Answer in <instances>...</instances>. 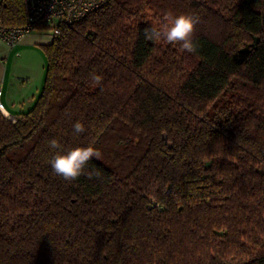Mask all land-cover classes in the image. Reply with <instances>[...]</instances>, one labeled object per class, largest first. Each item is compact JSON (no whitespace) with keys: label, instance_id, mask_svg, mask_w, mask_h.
<instances>
[{"label":"trees","instance_id":"obj_1","mask_svg":"<svg viewBox=\"0 0 264 264\" xmlns=\"http://www.w3.org/2000/svg\"><path fill=\"white\" fill-rule=\"evenodd\" d=\"M168 12L199 17L194 53L145 39ZM43 50L32 108L0 111V264H264V0H107Z\"/></svg>","mask_w":264,"mask_h":264},{"label":"crops","instance_id":"obj_2","mask_svg":"<svg viewBox=\"0 0 264 264\" xmlns=\"http://www.w3.org/2000/svg\"><path fill=\"white\" fill-rule=\"evenodd\" d=\"M51 43L52 37L46 30L31 32L12 48L0 41V111L7 119L15 121L34 105L45 75L43 48Z\"/></svg>","mask_w":264,"mask_h":264},{"label":"clouds","instance_id":"obj_3","mask_svg":"<svg viewBox=\"0 0 264 264\" xmlns=\"http://www.w3.org/2000/svg\"><path fill=\"white\" fill-rule=\"evenodd\" d=\"M199 23V17L193 14L181 13L174 15L168 12L164 15L158 27L145 31V39L166 44H176L179 45L181 51L194 53L196 45L193 37ZM91 80L95 85H99L102 81V76L92 74ZM72 130L75 135H80L86 131V128L78 120L72 125ZM49 147L56 150L60 149L61 145L58 140L52 139L49 141ZM93 158H101V152L95 147V141L87 146L71 148L66 152L55 151L49 163L57 176L71 182L86 174L87 166Z\"/></svg>","mask_w":264,"mask_h":264},{"label":"built area","instance_id":"obj_4","mask_svg":"<svg viewBox=\"0 0 264 264\" xmlns=\"http://www.w3.org/2000/svg\"><path fill=\"white\" fill-rule=\"evenodd\" d=\"M20 1L23 10V23L19 26H7L1 17V8L6 0H0V41L9 48L14 47L24 36L35 30L49 31L53 40L58 36L61 26H71L78 23L107 4V0ZM1 95L0 89V99Z\"/></svg>","mask_w":264,"mask_h":264},{"label":"rangeland","instance_id":"obj_5","mask_svg":"<svg viewBox=\"0 0 264 264\" xmlns=\"http://www.w3.org/2000/svg\"><path fill=\"white\" fill-rule=\"evenodd\" d=\"M10 121H11V120H10ZM259 172L262 173V174H264V166H261V167L259 168Z\"/></svg>","mask_w":264,"mask_h":264},{"label":"water","instance_id":"obj_6","mask_svg":"<svg viewBox=\"0 0 264 264\" xmlns=\"http://www.w3.org/2000/svg\"><path fill=\"white\" fill-rule=\"evenodd\" d=\"M163 138H164V140L166 141V136H165V135L163 136ZM169 147H171V145H169Z\"/></svg>","mask_w":264,"mask_h":264},{"label":"bare ground","instance_id":"obj_7","mask_svg":"<svg viewBox=\"0 0 264 264\" xmlns=\"http://www.w3.org/2000/svg\"><path fill=\"white\" fill-rule=\"evenodd\" d=\"M1 111H2V109H1ZM5 115V114H4Z\"/></svg>","mask_w":264,"mask_h":264}]
</instances>
